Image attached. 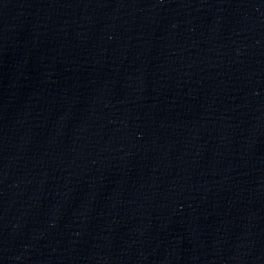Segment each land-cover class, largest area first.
Returning a JSON list of instances; mask_svg holds the SVG:
<instances>
[{
  "label": "water",
  "instance_id": "water-1",
  "mask_svg": "<svg viewBox=\"0 0 264 264\" xmlns=\"http://www.w3.org/2000/svg\"><path fill=\"white\" fill-rule=\"evenodd\" d=\"M264 99V0H0V264H29Z\"/></svg>",
  "mask_w": 264,
  "mask_h": 264
}]
</instances>
